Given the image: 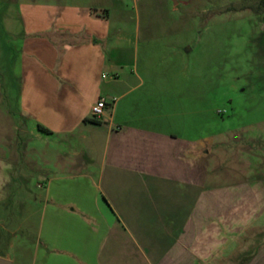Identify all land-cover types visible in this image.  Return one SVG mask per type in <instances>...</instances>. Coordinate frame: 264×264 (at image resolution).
<instances>
[{"label":"crops","instance_id":"obj_1","mask_svg":"<svg viewBox=\"0 0 264 264\" xmlns=\"http://www.w3.org/2000/svg\"><path fill=\"white\" fill-rule=\"evenodd\" d=\"M106 1L0 0V227L31 182L27 264H264V140L214 128L209 84L111 43Z\"/></svg>","mask_w":264,"mask_h":264},{"label":"rangeland","instance_id":"obj_2","mask_svg":"<svg viewBox=\"0 0 264 264\" xmlns=\"http://www.w3.org/2000/svg\"><path fill=\"white\" fill-rule=\"evenodd\" d=\"M258 1L122 0L105 5L113 12L111 43L117 39L128 51L148 49L152 64L181 67V79L209 84L218 116L214 128L264 140V13ZM35 187L24 185L0 227V255L9 253L14 264H27L37 244L41 209L32 199Z\"/></svg>","mask_w":264,"mask_h":264},{"label":"built area","instance_id":"obj_3","mask_svg":"<svg viewBox=\"0 0 264 264\" xmlns=\"http://www.w3.org/2000/svg\"><path fill=\"white\" fill-rule=\"evenodd\" d=\"M106 109V101L104 99L99 100L95 105L92 106L91 115L92 118L100 119L104 116Z\"/></svg>","mask_w":264,"mask_h":264},{"label":"trees","instance_id":"obj_4","mask_svg":"<svg viewBox=\"0 0 264 264\" xmlns=\"http://www.w3.org/2000/svg\"><path fill=\"white\" fill-rule=\"evenodd\" d=\"M259 9L261 11H263V13H264V0H260V2H259ZM87 121H92L94 123H99V121H97V119H95V118H92V119L87 120Z\"/></svg>","mask_w":264,"mask_h":264},{"label":"water","instance_id":"obj_5","mask_svg":"<svg viewBox=\"0 0 264 264\" xmlns=\"http://www.w3.org/2000/svg\"><path fill=\"white\" fill-rule=\"evenodd\" d=\"M0 264H10V262L6 259L0 258Z\"/></svg>","mask_w":264,"mask_h":264}]
</instances>
